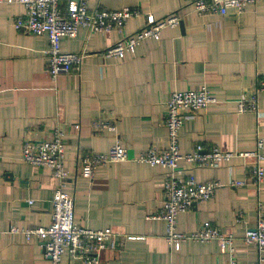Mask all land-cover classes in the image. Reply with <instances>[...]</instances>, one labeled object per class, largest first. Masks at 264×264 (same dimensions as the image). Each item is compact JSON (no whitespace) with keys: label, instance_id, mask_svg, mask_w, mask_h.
<instances>
[{"label":"crops","instance_id":"obj_1","mask_svg":"<svg viewBox=\"0 0 264 264\" xmlns=\"http://www.w3.org/2000/svg\"><path fill=\"white\" fill-rule=\"evenodd\" d=\"M67 1L60 0L61 8ZM193 1L86 0L89 9L129 6L140 14L120 30L92 33L79 27L75 37H62L63 51L85 56L78 70L54 80L47 73V36L17 31L14 19L23 14V5L0 3V264H49L36 239L7 231L11 225L29 228L51 221L58 180L49 167L23 162L21 150L24 139L50 140L57 128L64 134V190L73 197L75 223L111 227L119 235L115 250L102 253L101 264L257 261L256 247L243 237L255 226L258 212H264V176L259 183L251 180L248 160L235 156L219 167L178 162L183 177L191 173L198 181L217 180L221 186L208 200L177 215V231L190 233L209 221L234 238L232 256L216 240L187 239L173 247L165 220L157 216L162 181L171 171L138 160L150 147L168 145L164 117L170 92L201 86L215 101L185 119L180 152H191L197 144L247 151L261 137L264 155V91L254 92L264 80V1L227 15L199 14ZM173 13L181 25L163 28L160 40H142L124 59L102 56L107 47L144 27L147 15L162 19ZM254 95L257 113L239 112L241 97ZM116 142L126 148L127 160L97 166L91 179L80 175L82 155L104 153ZM261 256L264 262V250ZM61 264L83 263L64 254Z\"/></svg>","mask_w":264,"mask_h":264},{"label":"built area","instance_id":"obj_2","mask_svg":"<svg viewBox=\"0 0 264 264\" xmlns=\"http://www.w3.org/2000/svg\"><path fill=\"white\" fill-rule=\"evenodd\" d=\"M264 0H194L193 7L199 14L227 15L230 11L241 13L247 7ZM20 3L24 12L14 19V28L24 34H45L48 38L47 73L51 79L66 74L73 69L78 70L82 64L84 52H65L61 48V38H73L79 27L89 32L120 30L126 21L138 16L139 10L129 6L118 9H89L86 0H68L65 8H61L60 0H0V3ZM145 26L133 35L122 38L107 47L102 56L105 58L124 59L134 53L135 47L144 39L160 40L161 30L175 26L180 16L173 13L162 19L147 15ZM264 91V80L259 81L254 92ZM215 101L209 89L201 86L196 89L173 90L166 101L164 125L168 132V145L163 149L150 147L138 157V160L149 165H157L167 169L170 174L162 181L163 200L157 216L166 222V238L178 249L180 243L187 239L196 241L216 240L220 250L233 255V237L223 232L209 221H202L196 231L179 232L176 229V218L181 212L187 211L193 204L201 203L212 197L214 191L221 186L217 180L198 181L191 173L186 177L178 171L179 160L193 163L197 167H219L232 157L239 156L249 161L250 179L255 183L262 181L264 168L263 139H256L255 147L247 151H221L217 147L205 149L197 144L191 152L181 153L178 145L179 131L189 117ZM238 111H258L256 96L249 99L241 97ZM105 126L104 123H98ZM113 129L112 126H107ZM64 134L56 129L50 140L33 141L24 139L22 142L21 159L36 167H49L52 175L58 180L52 196L51 221L47 226L19 228L11 225L8 233H21L26 240L36 239L44 249V256L49 264H61L62 256L69 255L79 259L83 264H101V255L106 249L115 250L119 236L111 227L93 229L82 227L74 221V200L64 190L67 171L64 168ZM128 159L126 148L119 142L114 143L104 153H90L80 157V175L91 179L99 165L120 162ZM176 173V175H173ZM240 183V182H239ZM236 183L235 185H239ZM156 216V215H155ZM126 238L132 239V236ZM244 241L256 247L258 259L253 264H264L261 256L264 250V212H258L256 224L247 229ZM225 264H243L230 258Z\"/></svg>","mask_w":264,"mask_h":264},{"label":"water","instance_id":"obj_3","mask_svg":"<svg viewBox=\"0 0 264 264\" xmlns=\"http://www.w3.org/2000/svg\"><path fill=\"white\" fill-rule=\"evenodd\" d=\"M180 23V25H181V22H179Z\"/></svg>","mask_w":264,"mask_h":264}]
</instances>
